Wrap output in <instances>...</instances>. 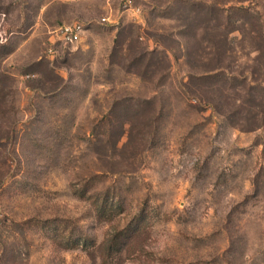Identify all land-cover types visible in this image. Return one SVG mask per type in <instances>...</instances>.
Here are the masks:
<instances>
[{
	"label": "rangeland",
	"instance_id": "374dc122",
	"mask_svg": "<svg viewBox=\"0 0 264 264\" xmlns=\"http://www.w3.org/2000/svg\"><path fill=\"white\" fill-rule=\"evenodd\" d=\"M0 264H264V0H0Z\"/></svg>",
	"mask_w": 264,
	"mask_h": 264
},
{
	"label": "built area",
	"instance_id": "2783aa9c",
	"mask_svg": "<svg viewBox=\"0 0 264 264\" xmlns=\"http://www.w3.org/2000/svg\"><path fill=\"white\" fill-rule=\"evenodd\" d=\"M60 29L62 31V39L67 42L78 41L82 36V32L84 31L83 26L79 23L74 25H65Z\"/></svg>",
	"mask_w": 264,
	"mask_h": 264
}]
</instances>
